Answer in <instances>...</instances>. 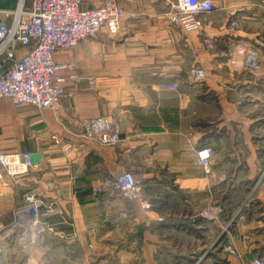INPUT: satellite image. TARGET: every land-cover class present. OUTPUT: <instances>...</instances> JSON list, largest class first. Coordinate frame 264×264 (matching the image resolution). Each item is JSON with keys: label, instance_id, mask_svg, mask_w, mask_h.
<instances>
[{"label": "crops", "instance_id": "1", "mask_svg": "<svg viewBox=\"0 0 264 264\" xmlns=\"http://www.w3.org/2000/svg\"><path fill=\"white\" fill-rule=\"evenodd\" d=\"M120 1V35L57 52V64H75L59 72L65 95L57 113L0 98V153L41 154L28 171L4 173L0 264H191L221 233L219 179L243 169L258 176L264 167V153L254 151L255 138L264 136V0H212L216 9L201 16L202 30L189 33L169 20L171 0ZM232 19L241 24L235 33ZM204 35L216 40L215 52ZM238 40L261 52V75L233 71L228 60ZM199 66L207 78L193 84ZM168 82L179 89L163 88ZM102 116L121 121L118 144L81 137L82 122ZM52 135L73 150L64 153ZM239 143L249 151L228 152ZM205 146L215 152L211 179L198 163ZM126 171L141 181V198L115 190V177ZM30 191L54 207H42L39 224L23 205ZM261 206L264 227V199ZM243 256L203 264L260 257L247 249Z\"/></svg>", "mask_w": 264, "mask_h": 264}, {"label": "built area", "instance_id": "2", "mask_svg": "<svg viewBox=\"0 0 264 264\" xmlns=\"http://www.w3.org/2000/svg\"><path fill=\"white\" fill-rule=\"evenodd\" d=\"M169 2L172 8L167 14L169 20L185 33L201 31V16L216 9L212 0ZM82 4L83 0H31L27 7L25 0H19L14 8L0 9V98H9L15 106L30 105L38 110L51 109L57 113V106L65 95L59 72L75 68V64H57V52L70 50L90 37L101 34L117 37L123 31L122 20L126 10L120 0H104L101 5L88 8ZM240 28L237 19L230 21L229 32L235 33ZM203 42L208 51H216V40L212 36L204 35ZM22 48L26 52L21 55L19 50ZM228 61L238 72L257 75L261 71L259 51L244 40L236 41L235 51ZM206 78V70L195 67L191 82L202 84ZM163 88L178 90L179 84L168 82L163 84ZM81 137L101 145H116L122 140L121 121L107 116L85 119ZM52 139L64 153L73 150V145L63 137L52 135ZM214 154L210 146L198 151V163L207 170L210 179V162ZM30 157L28 152L0 153V185L5 172L14 175L28 171L33 166ZM114 188L120 194L142 197V183L131 171L117 175ZM23 205L30 219L37 220L38 224L42 207L46 213L54 211L52 204H44L33 191L24 194ZM143 206L148 208L149 204L144 201ZM239 257L244 260L243 255ZM250 264H264V258H253Z\"/></svg>", "mask_w": 264, "mask_h": 264}, {"label": "rangeland", "instance_id": "3", "mask_svg": "<svg viewBox=\"0 0 264 264\" xmlns=\"http://www.w3.org/2000/svg\"><path fill=\"white\" fill-rule=\"evenodd\" d=\"M18 2L19 0H0V9L14 6ZM25 3L28 7L31 0H25ZM263 7L264 3L262 10ZM259 53L262 61V54ZM233 71L238 72L235 69ZM259 75H261V71L253 76ZM255 142L254 151L264 153V136L256 137ZM231 151L233 152L228 149L229 153H245L249 149L244 143H239ZM218 182L222 183L223 192L221 194L223 205H225L221 213V233L217 234L214 242L208 243L206 252L194 258L191 264H203L209 260L227 262L230 257L241 260L239 256L244 255L245 249L250 251L252 256L258 255L264 258V227H262L261 206L264 199V167L258 176L254 172L243 169L236 177H224L223 175ZM232 185L237 186V189ZM226 187L227 189L224 191Z\"/></svg>", "mask_w": 264, "mask_h": 264}, {"label": "water", "instance_id": "4", "mask_svg": "<svg viewBox=\"0 0 264 264\" xmlns=\"http://www.w3.org/2000/svg\"><path fill=\"white\" fill-rule=\"evenodd\" d=\"M40 159H41V154H34L30 157V160L33 164L39 162Z\"/></svg>", "mask_w": 264, "mask_h": 264}, {"label": "snow or ice", "instance_id": "5", "mask_svg": "<svg viewBox=\"0 0 264 264\" xmlns=\"http://www.w3.org/2000/svg\"><path fill=\"white\" fill-rule=\"evenodd\" d=\"M204 155H206V154H204Z\"/></svg>", "mask_w": 264, "mask_h": 264}]
</instances>
